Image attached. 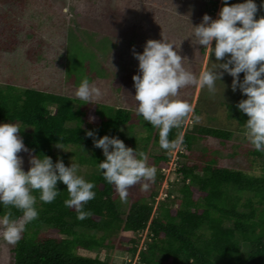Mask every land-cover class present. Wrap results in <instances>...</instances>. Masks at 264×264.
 Segmentation results:
<instances>
[{
    "label": "rangeland",
    "instance_id": "obj_1",
    "mask_svg": "<svg viewBox=\"0 0 264 264\" xmlns=\"http://www.w3.org/2000/svg\"><path fill=\"white\" fill-rule=\"evenodd\" d=\"M225 2L230 5L241 0H24L22 5L0 0L1 11L7 13L1 21L4 23L1 39L9 41L10 36L16 39L11 50L0 49V85L10 83L21 88L67 94L75 99L77 106L79 99L74 96V91L80 80L87 76L103 93L92 102L131 109V121L123 125L122 130L127 135L144 137L150 131L146 125L148 122L134 111L136 101L132 75L138 73V61L132 51H142L146 39H161L162 35L179 47V54L185 57L182 61L184 67L198 74L216 62V58L208 49L195 43L193 26L200 23L205 13L217 18ZM255 2L257 13L254 18L264 15L260 0ZM212 44L214 46V40ZM223 60L221 58V62ZM242 78L243 72L238 74V80ZM231 81V75L225 72L221 81L215 82L214 93L195 84L178 90V98L187 100L193 109L183 121L181 136L185 130L195 131L199 125H208L231 131V137L225 142L211 137L196 138L190 148L181 143L179 147L167 150L160 148L153 139L145 143L147 158L152 153L167 151L170 156L167 167L162 169L164 175L159 181V169L147 159L156 168L150 188L141 191L139 184H135L129 188L128 197L123 201L114 192L123 212L136 199L150 200L153 191H156V197L152 216L157 213V203L161 199H165L168 205L178 206L176 196L182 195L178 189L182 181L177 167L181 163L198 161L203 154L215 156L216 163L222 167L240 169L255 176L264 173V155L253 153L254 148L245 138L244 126L236 118V103L246 98V94L241 93L239 87L233 91ZM194 116H199V120ZM82 125L90 127L92 124L84 118ZM155 130L153 127L152 134ZM59 146L63 149L54 145V150L66 155L68 165L71 158L78 163V175L88 179L92 173L98 172L96 166L79 159L81 155H90L91 147ZM179 150L184 154L178 155ZM17 155L22 158V169L27 171L32 151H20ZM165 193L168 196L163 198ZM248 196L251 194L243 193L241 200ZM256 205L261 206L259 203ZM149 233L148 226L138 233L121 228L107 233L104 246L92 249L78 247L76 252L114 262L131 260L135 264L140 249L150 240ZM101 234L97 232L98 236ZM135 236L139 237V242L136 253L132 255L128 249L132 242L125 237ZM14 244L0 239V264H13ZM248 248L249 244L242 241L243 251Z\"/></svg>",
    "mask_w": 264,
    "mask_h": 264
},
{
    "label": "trees",
    "instance_id": "obj_2",
    "mask_svg": "<svg viewBox=\"0 0 264 264\" xmlns=\"http://www.w3.org/2000/svg\"><path fill=\"white\" fill-rule=\"evenodd\" d=\"M9 1L22 5L24 0ZM1 10L0 49L11 50L16 39L12 36L9 41L1 39L4 32L1 21L7 14ZM74 102L67 94L7 83L0 85V121L19 122L20 136L33 155H48L53 162L59 158L65 166H68L66 155L57 153L54 145L91 147V154L81 155L79 159L96 167L104 159L102 150L94 146L93 137L85 135L86 130L93 131L97 139L105 134L115 135L126 146L145 153V143L151 139L158 143V129L152 134L153 126L149 123L146 125L150 132L144 137L123 132L122 126L132 118V111L127 107L82 100L75 106ZM84 118L90 120V127L82 125ZM236 118L243 125L247 114L238 109ZM181 130L182 125L171 129L168 137L170 140L181 137L186 148H190L196 138L211 137L225 142L232 134L208 125H199L195 131L185 130L183 136ZM166 152L152 153L147 158L159 169V181L170 157ZM253 153L264 155L255 149ZM183 154V150L178 151V155ZM101 171L85 179L95 186L94 198L84 205L85 210L91 211L85 219H77L75 210L63 204L67 190L59 180L56 185L59 192L51 202L40 201L39 190H33L38 215L15 242L13 264H132L131 260L114 262L97 255H82L76 249L104 246L107 233L121 228L138 233L147 226L150 240L140 249L135 264H264V173L255 176L240 169L222 167L216 163L215 156L203 154L198 161L177 167L182 181L178 188L182 195L176 196L178 206L168 205L161 199L157 213L152 216L156 191L151 193L150 200L132 201L123 212L114 197V186L104 180ZM243 193L251 196L242 201ZM7 210L0 207V214ZM11 214L19 216L20 211L11 208ZM97 232L102 234L98 236ZM125 239L132 242L128 249L134 255L139 237ZM242 241L249 244L246 251L242 249Z\"/></svg>",
    "mask_w": 264,
    "mask_h": 264
},
{
    "label": "clouds",
    "instance_id": "obj_3",
    "mask_svg": "<svg viewBox=\"0 0 264 264\" xmlns=\"http://www.w3.org/2000/svg\"><path fill=\"white\" fill-rule=\"evenodd\" d=\"M260 8L264 9V0H260ZM256 13L255 0H241L230 5L223 3L215 19L207 13L202 15L200 23L193 26L195 43L208 49L216 62L198 74L184 67L185 57L179 54V47L162 35L161 39H146L142 51H132L138 61V73L132 75L134 111L158 129L160 148L180 146L181 138L170 140L168 133L180 127L193 111L187 100L178 98V90L195 84L214 93L215 82L221 81L226 72L232 77V90L239 87L246 94V98L236 103L237 109L247 114L243 122L245 138L256 151L264 152V15L254 18ZM241 72L243 78L238 80ZM102 94V89L87 76L74 91L77 99L87 103ZM193 118L199 120V116ZM20 129L18 122H0V207L8 209L0 214V239L10 244L20 239L25 226L38 215L33 190H39L40 201L51 202L59 192L56 187L59 180L67 190L63 204L75 210L77 219L91 215L84 205L95 196L94 183L77 174L79 165L72 158L65 166L59 158L53 162L45 154L30 155V167L23 170L22 158L17 153L30 150L18 135ZM85 135L93 137L94 146L102 150L104 159L97 167L103 170L104 180L114 186L122 201L135 184H139L141 191L150 188L156 168L147 162L145 152L126 146L115 135L105 134L97 139L91 130H86ZM9 206L18 209L20 215L13 216Z\"/></svg>",
    "mask_w": 264,
    "mask_h": 264
},
{
    "label": "built area",
    "instance_id": "obj_4",
    "mask_svg": "<svg viewBox=\"0 0 264 264\" xmlns=\"http://www.w3.org/2000/svg\"><path fill=\"white\" fill-rule=\"evenodd\" d=\"M167 196H168L167 193H165V196H163V198H164V197H167Z\"/></svg>",
    "mask_w": 264,
    "mask_h": 264
}]
</instances>
